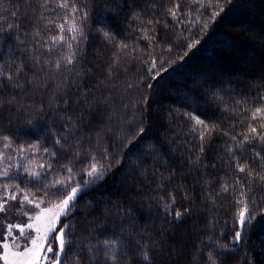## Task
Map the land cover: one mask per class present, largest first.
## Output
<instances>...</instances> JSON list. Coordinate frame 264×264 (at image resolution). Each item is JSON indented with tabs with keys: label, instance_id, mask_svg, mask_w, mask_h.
Instances as JSON below:
<instances>
[{
	"label": "trees",
	"instance_id": "obj_1",
	"mask_svg": "<svg viewBox=\"0 0 264 264\" xmlns=\"http://www.w3.org/2000/svg\"><path fill=\"white\" fill-rule=\"evenodd\" d=\"M61 2L0 0V186L18 191L17 200L28 195L51 206L58 202L52 181L68 176L67 167L74 169L72 183L88 179L85 170L96 162L107 169L104 178L61 218L75 233L69 239L95 243L91 238L100 229L93 233L89 223L95 219L108 226L106 236L115 231L117 238L155 246L151 264H213L209 254L214 264H264V187L251 183L246 199L252 218L240 242L233 240L241 231L239 188L221 191L237 176L247 191L248 178L236 171L233 156L264 172V161L255 159V151L264 155V143L237 146L248 125L257 123L251 111L264 106V0H220L224 10L215 19L209 18L216 8L189 0H176L175 19L167 11L173 0H68L75 14L57 7ZM73 16L80 31H68ZM145 27L156 37L151 43ZM59 35L66 42L52 40ZM184 51L188 55L178 59ZM73 53L74 62L66 63ZM152 59L167 71L149 89ZM189 113L216 129L201 141L204 128ZM170 194L176 202L169 213H184L179 220L163 210ZM105 209L128 215L118 223ZM66 251L62 264H74L75 251ZM119 264L136 261L124 257Z\"/></svg>",
	"mask_w": 264,
	"mask_h": 264
},
{
	"label": "snow or ice",
	"instance_id": "obj_2",
	"mask_svg": "<svg viewBox=\"0 0 264 264\" xmlns=\"http://www.w3.org/2000/svg\"><path fill=\"white\" fill-rule=\"evenodd\" d=\"M50 0H43V3L46 5ZM190 3L199 4L202 8L214 7L217 10L212 12L209 19H215L220 15L224 10L220 7V0H189ZM227 2V0H225ZM57 7L68 9L75 14L78 11V8L74 3L70 6L68 0H63V2L58 3ZM180 10V4L173 0L172 7L169 8L168 14L173 18H177ZM203 15V12L199 13ZM73 24L68 28L69 32L80 31L78 26L74 23L75 17L73 16ZM157 23L159 21H156ZM152 20H148L147 24L151 25ZM208 21H204V27H207ZM60 29V32L65 31V24L61 23L57 25ZM141 31L145 33L144 38L151 43L156 39L155 35L149 36L147 33L148 28H142ZM154 32L155 30L152 29ZM39 35V33H37ZM106 38H111V34L104 32ZM71 40H75L76 36L72 35ZM54 42H66L64 35L52 37ZM200 41L194 40L189 41L186 45L188 50H191L198 45ZM68 48L71 50L72 44L70 41H67ZM121 49L128 47L127 44L119 45ZM168 52H172L173 49L169 47ZM188 55V51H184L178 59H183ZM73 56L69 55L65 57V62L72 64ZM164 62H157L155 59H152L148 62L147 67V79L149 83L145 86L149 89L154 88V84L151 81L156 80L158 82L161 78L162 73L166 72L167 69L163 66ZM56 67H60V63L56 64ZM11 77H9L10 79ZM18 86V84L16 85ZM264 99V97H261ZM247 111V110H246ZM192 120H194L196 126H203L204 131L200 132L199 139L203 141L205 139V134L210 133L216 129V125H209L204 120L198 118L196 115L189 113L188 114ZM251 119L257 121L255 124H249L247 133L243 134L242 140L237 142V146L244 144H253V141H259L264 143V106H257L251 111ZM195 130V129H194ZM144 129H140L139 132H143ZM224 135H228L227 132ZM5 141L8 140V137H3ZM231 140L237 141L236 136H231ZM57 144L60 143L59 140L56 141ZM4 147H9V144L5 143ZM254 148V145H253ZM48 151V149H44ZM199 152L204 151L203 144L199 146ZM229 155L234 153V149L229 147L227 149ZM79 153H77L78 155ZM54 155V153H53ZM235 159L234 167L237 172L246 174L248 178V188L245 190V183L243 178L237 176L235 182L232 185H229L227 182L221 185V191L228 193L230 189L236 191L237 187L239 188L238 196L236 199L237 205H242L241 210L237 213V220L241 231H236L233 240L240 242L242 240V230L247 224V221L252 217L250 215V209L248 207V201L246 199L248 191H252L251 183L253 180H258L261 182V186L264 187V172H258L256 169L251 166L247 161L244 163L240 162V159ZM95 161V158H92ZM200 157L197 156V160ZM255 159L259 161H264V155L261 151H255ZM43 167V165H41ZM51 169V165H48ZM110 167V165H109ZM26 172L29 170L26 168ZM107 171L103 165H99L96 162H93L89 165L88 169L85 170L86 176L88 179L72 183L74 180V169L72 167H67L68 176L64 179H56L49 184V187H56V191L51 193L52 196L56 197L58 202L52 204L50 207L45 201H40L34 204L32 211L36 214L29 216L28 220L21 223H7L6 228L3 231H0V261H3V264H41V261L46 262V264H62V258L66 261L68 256V251L66 249H71L75 251L74 264H119V259L127 257L129 261L133 259L136 261V264H151V252L157 251L155 246L151 249H148L140 240L125 239L124 237L117 238L115 231L112 232L111 236H106L107 225L97 224L95 219L90 221L92 226L91 230L93 233H97V229L100 231L93 235L91 240L95 241L92 243H82L81 241H74L68 237L74 236V232H70V225L68 223L61 224V218L67 216L72 209L76 207V201L78 197L84 192V190L92 184H95L97 181H100L104 178V174ZM2 175L7 176L8 172L5 170ZM31 179H37L40 176V173L30 172ZM47 179V176H45ZM19 188V185L16 186ZM5 190H7V185H5ZM219 194V193H217ZM17 197L15 194L7 195L0 197V213H5L7 211L8 201L16 200ZM33 204V200L29 199L28 195H25L21 201V205L24 203ZM176 202L175 196L170 194V200L167 204L164 205L165 214H172L174 220H179L184 213L172 208L171 213L169 209L171 205H174ZM43 205V206H42ZM105 214L107 218H112L115 215L116 221L122 222V217L128 215L127 210L121 209L120 212H116L113 209H105ZM187 211V210H186ZM27 215V213H25ZM101 237H105L101 239ZM23 240V244L20 243V240ZM221 247L227 248V245ZM128 249V252H122L121 249ZM44 253H52V257L42 255ZM119 254V255H118ZM208 259L210 261L214 260L211 254H209Z\"/></svg>",
	"mask_w": 264,
	"mask_h": 264
},
{
	"label": "rangeland",
	"instance_id": "obj_3",
	"mask_svg": "<svg viewBox=\"0 0 264 264\" xmlns=\"http://www.w3.org/2000/svg\"><path fill=\"white\" fill-rule=\"evenodd\" d=\"M244 27V26H243ZM242 27V28H243ZM12 191V192H11ZM15 194L16 197H18V191L12 190L10 187L7 186V190H5V186H0V197H4L7 195ZM23 199V198H22ZM18 198V200H9L7 211L5 213H0V231H3L4 228H6L7 223H23L24 221L28 220L29 216H33L36 213L34 211H31L28 207L32 208L34 207V204H28L26 208V202L21 205V201ZM50 207V206H49ZM27 213V215H25ZM20 243L23 244V240H20ZM47 255L49 257H52V253H44L42 255ZM0 264H3V261H0ZM41 264H46V262L41 261Z\"/></svg>",
	"mask_w": 264,
	"mask_h": 264
}]
</instances>
